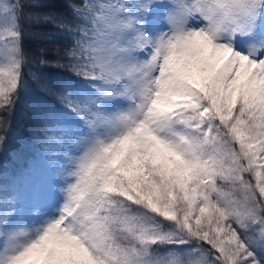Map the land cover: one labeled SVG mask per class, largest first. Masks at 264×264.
Wrapping results in <instances>:
<instances>
[{"label":"snow or ice","instance_id":"6c2138e0","mask_svg":"<svg viewBox=\"0 0 264 264\" xmlns=\"http://www.w3.org/2000/svg\"><path fill=\"white\" fill-rule=\"evenodd\" d=\"M0 264H264V0H0Z\"/></svg>","mask_w":264,"mask_h":264},{"label":"trees","instance_id":"16d2710c","mask_svg":"<svg viewBox=\"0 0 264 264\" xmlns=\"http://www.w3.org/2000/svg\"><path fill=\"white\" fill-rule=\"evenodd\" d=\"M46 3H63V0H45ZM31 47V45H29ZM55 72L57 70L50 69ZM11 123L14 132H21L23 130H30L33 124L32 118L20 107L17 108L15 114L11 117ZM28 149L16 142L15 139L10 138L7 150L4 154V162L9 171L19 167L27 155Z\"/></svg>","mask_w":264,"mask_h":264}]
</instances>
